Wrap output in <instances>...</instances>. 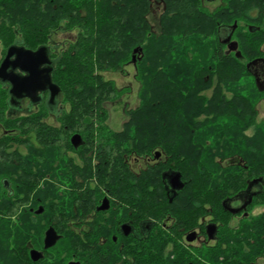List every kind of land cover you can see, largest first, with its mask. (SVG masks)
<instances>
[{"label": "trees", "instance_id": "16d2710c", "mask_svg": "<svg viewBox=\"0 0 264 264\" xmlns=\"http://www.w3.org/2000/svg\"><path fill=\"white\" fill-rule=\"evenodd\" d=\"M153 1L0 0L3 56L15 43L35 50L49 45L53 32L78 31L74 42L54 54L52 78L61 89L62 101L70 105L60 117V128L54 126L61 130L53 131L47 119L36 117L35 112L7 115L10 94L0 80V122L3 128L13 129L0 133V145L13 139L5 140V134L17 136L19 145L27 141L24 166L34 167L35 146L24 135L33 133L30 129L42 135H64L68 121L71 133L131 136L120 142L153 144L150 149L161 146L177 161L183 157L182 169L189 176L188 180L184 176V186L195 188L199 181L201 189L213 185L225 192L231 184L240 187L246 178L264 174V133L259 141V132L246 131L256 122L257 88L245 95L239 84L250 76L246 61L264 55V0H221L213 9L207 8L206 0H162L159 32L153 31L147 17ZM221 27L231 28L229 35L238 42L240 56L236 51L226 53ZM135 48L139 103L127 109L123 128L113 131L106 123L105 103L118 90L104 72L124 71ZM136 147L119 151L150 150ZM17 176L0 165V264H35L29 254L35 248V213L26 208L15 219L8 215L11 204L27 191L21 184L16 186ZM5 182L14 183V188H5ZM201 189V194L208 192ZM32 192L29 199L35 207ZM60 243L59 252L65 249L68 257L87 255L88 243L79 237ZM87 261L97 262L95 251L88 253Z\"/></svg>", "mask_w": 264, "mask_h": 264}, {"label": "flooded vegetation", "instance_id": "af4514ba", "mask_svg": "<svg viewBox=\"0 0 264 264\" xmlns=\"http://www.w3.org/2000/svg\"><path fill=\"white\" fill-rule=\"evenodd\" d=\"M155 2L161 4V13L163 10V1L154 0L147 14L151 26L150 15ZM211 3L215 8L222 1L213 0ZM221 30L226 34L222 38L225 51L231 53L229 43L235 40L229 35L232 30L230 27H221ZM67 31L71 30L53 32L50 44L44 45L53 70L54 54H60L70 44L61 49V43L74 42L66 37L61 42L54 40L55 36L61 37L60 34ZM57 48L61 50H55ZM136 50L125 70L119 73H132L137 85L135 64L139 57ZM246 68L259 93L255 125L260 126L261 141L264 132V117L261 116L264 111V55L248 59ZM3 83L10 94V84ZM115 85L120 100L124 93L129 100L130 93ZM40 94L42 99L37 103L27 96L9 101L7 115L14 117L35 112L36 117L43 115L47 119L53 131L61 130L54 126L60 128V117L70 110V105L62 101L60 92L58 97L64 106L55 111L47 105L50 90ZM125 122L126 119L120 129L111 124L109 127L118 131ZM70 126L67 121L64 135L37 134L34 129H30L33 133L24 135L35 146V166L31 168L24 166L22 157L27 154L26 147H30L27 141L25 145H19L15 141L17 136L5 134V140L9 136L13 139L0 145V165L13 176L19 174L15 178L17 187L21 184L30 195L31 190L32 196L35 193V207H31L34 202L31 199L27 206H22V210L28 208L35 213V248L29 250L30 256L35 250V264H69L71 261L88 264V253L93 251L96 252L95 264H264L263 173L251 177L250 181L246 178L247 182L240 187L231 184L222 192L211 185L207 193L201 194L196 187H190L191 184L184 186V176L186 180L189 176L182 169L183 157L177 161L175 154L166 153L161 146L150 149L155 146L153 144L120 142L133 139L131 136L82 135L78 130L71 133ZM7 131L12 133L13 129L3 128L0 122V133ZM133 146H146L150 150L141 153L119 151ZM111 153L116 157L112 158ZM3 186L14 188V183L5 182ZM23 199L12 203L9 211ZM22 210H16L12 216L8 211V215L15 219ZM257 218L259 220H255ZM51 227L60 238L55 245L46 248V232ZM70 237H79L88 243L84 252L87 255L68 257L65 249L59 252L60 241Z\"/></svg>", "mask_w": 264, "mask_h": 264}, {"label": "water", "instance_id": "95a60500", "mask_svg": "<svg viewBox=\"0 0 264 264\" xmlns=\"http://www.w3.org/2000/svg\"><path fill=\"white\" fill-rule=\"evenodd\" d=\"M229 50L236 51L238 56L241 54L238 50V42L235 40L230 41ZM51 63L52 60L49 58L46 46L37 50L26 48L18 43L9 46L0 63V80L9 83L11 86L9 101L13 102L15 99L27 96L33 103L41 102L40 92L49 89L50 102H55L61 89L53 81ZM59 238L60 235L55 229L49 228L46 232L45 247L55 245ZM31 255L35 259V250L32 251ZM69 264H80V262L71 261Z\"/></svg>", "mask_w": 264, "mask_h": 264}, {"label": "rangeland", "instance_id": "374dc122", "mask_svg": "<svg viewBox=\"0 0 264 264\" xmlns=\"http://www.w3.org/2000/svg\"><path fill=\"white\" fill-rule=\"evenodd\" d=\"M206 1L208 2V3H206L207 8L213 9L215 6V4L211 3L213 0H206ZM161 9H162L161 4L158 2H155L153 9L151 11V15H150L151 22H152V29L154 32L160 31L159 17H160ZM221 31H222L221 36H222V38H224L226 34H223V30H221ZM77 34H78L77 30L67 31V32L61 33L60 34L61 37L55 36L54 40L61 42L63 40V38L66 37L68 40L74 41L77 37ZM69 43H71V42L63 41L61 43L60 48L61 49L65 48ZM3 49H4L3 44L0 41V59H2V56H3ZM58 49L59 48H57L55 50H57V51L61 50V49H59V50ZM232 52H235V51H232ZM243 61L245 62V59ZM104 77H105V79L113 80L114 83L117 84L118 87L120 89H122L123 92L126 91V93H128V92L130 93V95L127 96V98L129 100L126 99V94L124 93V95H123L124 97L122 98V100H120V96L117 95L114 98H112L111 100H109L107 103H105L107 106V110H108V116L106 119V123L110 122V123H108V125L111 124L115 129H120L122 124H123V121L125 119H127L125 108L128 109L127 107H135L139 103L138 91H139L140 84L137 83V85H136L135 84L136 79L132 78V73L128 74L127 72L122 74V73L114 72V71H106V72H104ZM239 84H241L242 87L244 88L243 90H241V93L245 94V95H249L250 91L254 90V87L257 88L255 85V82H253L251 75L243 77L239 81ZM258 98H259V93L256 90V93H255L256 103H255V105L258 104ZM125 101L128 103H126ZM47 105L50 109H53L55 111H57L59 109V107L64 106L60 102L59 97L56 98L55 104H51L49 102V97H48ZM245 115H246V113L243 114V116H245ZM227 116L228 115L226 113L225 117H227ZM261 116L264 117V111H263V114ZM149 123L150 122L148 120V122L146 124L149 125ZM153 123H154V121H153ZM257 125H258V123L256 125L249 127L246 130L247 133L250 135L258 133V129L260 128V126L258 127ZM260 133L261 132H259L258 134H260ZM262 133H264V132H262ZM198 182L195 183L196 188L201 189V186H203V184H201V182H199V183ZM203 189L204 190L206 189V191H207L208 187L205 186L201 190H203ZM28 196H30L29 191L26 192V196L21 202H19L16 205H13L11 207V209L9 211V214L11 216H12V214H15L16 210H19V211L22 210V206H25V205L27 206V204L29 203ZM188 209L190 210L191 207L188 206Z\"/></svg>", "mask_w": 264, "mask_h": 264}]
</instances>
